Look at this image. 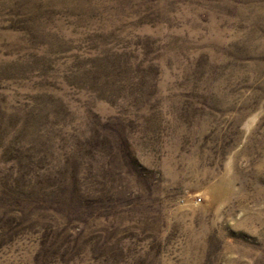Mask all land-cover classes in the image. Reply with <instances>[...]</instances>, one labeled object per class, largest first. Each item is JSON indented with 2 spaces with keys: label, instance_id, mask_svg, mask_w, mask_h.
Returning <instances> with one entry per match:
<instances>
[{
  "label": "rangeland",
  "instance_id": "obj_1",
  "mask_svg": "<svg viewBox=\"0 0 264 264\" xmlns=\"http://www.w3.org/2000/svg\"><path fill=\"white\" fill-rule=\"evenodd\" d=\"M0 264H264V0H0Z\"/></svg>",
  "mask_w": 264,
  "mask_h": 264
}]
</instances>
